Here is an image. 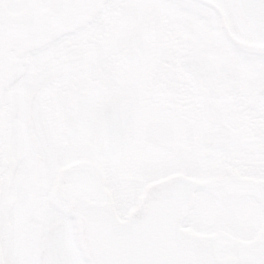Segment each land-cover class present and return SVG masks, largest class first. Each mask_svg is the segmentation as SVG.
I'll list each match as a JSON object with an SVG mask.
<instances>
[{"label":"snow or ice","instance_id":"snow-or-ice-1","mask_svg":"<svg viewBox=\"0 0 264 264\" xmlns=\"http://www.w3.org/2000/svg\"><path fill=\"white\" fill-rule=\"evenodd\" d=\"M0 264H264V0H0Z\"/></svg>","mask_w":264,"mask_h":264}]
</instances>
